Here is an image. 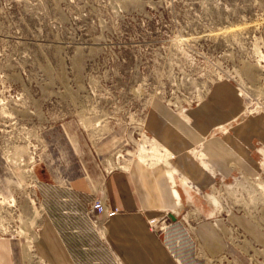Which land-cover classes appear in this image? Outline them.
<instances>
[{"label":"rangeland","instance_id":"rangeland-1","mask_svg":"<svg viewBox=\"0 0 264 264\" xmlns=\"http://www.w3.org/2000/svg\"><path fill=\"white\" fill-rule=\"evenodd\" d=\"M216 83L241 110L205 137L264 117V0H0V236L25 245L16 264H49L32 247L44 223L76 264H127L87 211L97 183L133 160L178 168L167 181L180 203L150 225L182 264H210L193 235L200 219L237 214L264 229L263 141L254 174L216 169L202 143L187 150L193 174L144 128L154 97L190 120ZM233 224L216 264H264V244Z\"/></svg>","mask_w":264,"mask_h":264},{"label":"crops","instance_id":"crops-1","mask_svg":"<svg viewBox=\"0 0 264 264\" xmlns=\"http://www.w3.org/2000/svg\"><path fill=\"white\" fill-rule=\"evenodd\" d=\"M240 110L241 105L229 85L216 83L200 105L187 109L190 120L177 114L159 97H154L146 110L144 128L150 137L174 155L178 166L193 174L198 167L187 150L198 143L209 151L216 169L225 172L227 164L233 163L246 173L254 174L257 170L254 144L256 140L264 142V117L243 121L225 135L205 137L211 128L233 119ZM171 165L173 171H169V167L166 170L164 165L150 167L133 160L128 167L111 171L97 183L93 199L100 197L107 207L118 210L115 216L106 220L105 228L111 248L127 264H182L165 233L149 223L153 219L158 222L157 226L163 223L162 219L170 216L169 209L180 203L179 192L174 187L171 190L167 181L168 177L175 184L177 179L178 168L173 161ZM189 177L202 187L190 174ZM198 178L202 180L200 175ZM183 180L187 182L184 178L180 180L182 189L188 199H193L191 190L182 184ZM87 186V183H75L77 189ZM243 218L237 214L229 217L233 223L244 227L257 243L264 244V229ZM232 222L221 217L215 223L203 218L195 224L194 239L210 264H216L217 256L225 250L227 237L238 232L234 231ZM173 231L180 238V230ZM17 245L25 255V245L15 243L7 235L0 236V264H16L19 258ZM32 247L37 257L46 263L76 264L63 235L50 223H44L43 231L37 232Z\"/></svg>","mask_w":264,"mask_h":264},{"label":"built area","instance_id":"built-area-1","mask_svg":"<svg viewBox=\"0 0 264 264\" xmlns=\"http://www.w3.org/2000/svg\"><path fill=\"white\" fill-rule=\"evenodd\" d=\"M173 186V185H172ZM170 186V188H172ZM118 213L117 209H110L105 205V202L102 198H94L90 202V208L87 211L89 219L91 218L92 223L94 224H105L106 220L112 218ZM155 220H151L149 223H155Z\"/></svg>","mask_w":264,"mask_h":264},{"label":"bare ground","instance_id":"bare-ground-1","mask_svg":"<svg viewBox=\"0 0 264 264\" xmlns=\"http://www.w3.org/2000/svg\"><path fill=\"white\" fill-rule=\"evenodd\" d=\"M171 157H170V155H168V157L166 158V161L167 160H169ZM172 159V158H171ZM22 181H24V180H22ZM217 203V202H216ZM37 216V215H36Z\"/></svg>","mask_w":264,"mask_h":264},{"label":"water","instance_id":"water-1","mask_svg":"<svg viewBox=\"0 0 264 264\" xmlns=\"http://www.w3.org/2000/svg\"><path fill=\"white\" fill-rule=\"evenodd\" d=\"M172 219H174V217H171Z\"/></svg>","mask_w":264,"mask_h":264}]
</instances>
